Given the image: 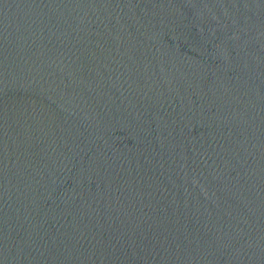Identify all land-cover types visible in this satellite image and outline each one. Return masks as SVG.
Wrapping results in <instances>:
<instances>
[{
	"label": "water",
	"instance_id": "95a60500",
	"mask_svg": "<svg viewBox=\"0 0 264 264\" xmlns=\"http://www.w3.org/2000/svg\"><path fill=\"white\" fill-rule=\"evenodd\" d=\"M0 264H264V0H0Z\"/></svg>",
	"mask_w": 264,
	"mask_h": 264
}]
</instances>
